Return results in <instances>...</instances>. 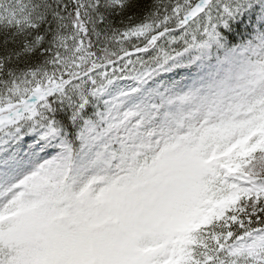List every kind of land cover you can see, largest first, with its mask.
<instances>
[{"label":"snow or ice","instance_id":"snow-or-ice-1","mask_svg":"<svg viewBox=\"0 0 264 264\" xmlns=\"http://www.w3.org/2000/svg\"><path fill=\"white\" fill-rule=\"evenodd\" d=\"M0 264H264V0H0Z\"/></svg>","mask_w":264,"mask_h":264}]
</instances>
